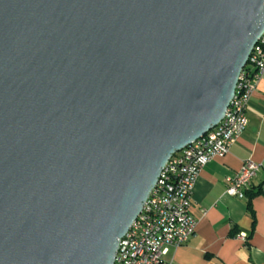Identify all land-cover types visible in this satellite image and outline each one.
<instances>
[{"label": "water", "instance_id": "water-1", "mask_svg": "<svg viewBox=\"0 0 264 264\" xmlns=\"http://www.w3.org/2000/svg\"><path fill=\"white\" fill-rule=\"evenodd\" d=\"M263 34L264 0H0V264H114Z\"/></svg>", "mask_w": 264, "mask_h": 264}, {"label": "built area", "instance_id": "built-area-1", "mask_svg": "<svg viewBox=\"0 0 264 264\" xmlns=\"http://www.w3.org/2000/svg\"><path fill=\"white\" fill-rule=\"evenodd\" d=\"M239 76L234 97L224 117L200 138L170 157L143 210L121 238L114 264H163L171 246L187 242L196 233L197 219L191 212L196 179L215 157H223L249 125L248 108L255 83L264 74V34L254 46ZM260 164L245 160L227 177V192L243 197L257 176ZM261 191L264 194V182ZM240 237H247L240 234Z\"/></svg>", "mask_w": 264, "mask_h": 264}, {"label": "crops", "instance_id": "crops-1", "mask_svg": "<svg viewBox=\"0 0 264 264\" xmlns=\"http://www.w3.org/2000/svg\"><path fill=\"white\" fill-rule=\"evenodd\" d=\"M255 81L247 129L225 156L207 162L192 189L195 235L171 246L163 264H264V74ZM248 159L260 164L257 176L243 197L229 194L227 177Z\"/></svg>", "mask_w": 264, "mask_h": 264}, {"label": "trees", "instance_id": "trees-1", "mask_svg": "<svg viewBox=\"0 0 264 264\" xmlns=\"http://www.w3.org/2000/svg\"><path fill=\"white\" fill-rule=\"evenodd\" d=\"M252 196H253V195H251V197H252ZM249 206H251L250 203H249Z\"/></svg>", "mask_w": 264, "mask_h": 264}]
</instances>
